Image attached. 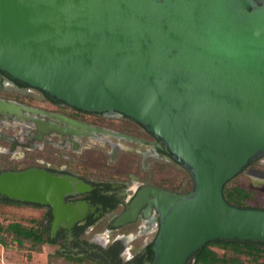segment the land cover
Instances as JSON below:
<instances>
[{
    "label": "water",
    "instance_id": "1",
    "mask_svg": "<svg viewBox=\"0 0 264 264\" xmlns=\"http://www.w3.org/2000/svg\"><path fill=\"white\" fill-rule=\"evenodd\" d=\"M0 69L80 109L145 126L189 172L185 193L145 187L159 216L150 264H187L216 239L264 242V209L224 185L264 155V0H0ZM246 172L264 179V171ZM67 181L0 174V194L77 210Z\"/></svg>",
    "mask_w": 264,
    "mask_h": 264
},
{
    "label": "flooded vegetation",
    "instance_id": "2",
    "mask_svg": "<svg viewBox=\"0 0 264 264\" xmlns=\"http://www.w3.org/2000/svg\"><path fill=\"white\" fill-rule=\"evenodd\" d=\"M0 158L9 163L0 174L35 170L67 181L64 203L78 216L68 227L61 222L52 230L49 205L2 194L0 199L45 208L41 223L52 240L47 243L76 262L150 264L159 216L148 200L136 207V194L149 186L189 191L157 179V168L182 164L141 123L116 111L69 105L1 69Z\"/></svg>",
    "mask_w": 264,
    "mask_h": 264
},
{
    "label": "rangeland",
    "instance_id": "3",
    "mask_svg": "<svg viewBox=\"0 0 264 264\" xmlns=\"http://www.w3.org/2000/svg\"><path fill=\"white\" fill-rule=\"evenodd\" d=\"M256 158L251 161L240 173L233 177L228 182L231 185H239L252 191L253 199L247 204L251 207H264V179L254 177L246 172L249 167L258 168L264 171V162H260ZM138 157L136 161H138ZM0 158V169L8 166L9 163ZM157 179L162 178V183L172 186L175 190H190L193 181L190 175L182 166L172 164L164 168H157ZM45 208H35L25 204H6L0 202V222L7 224L10 221H20L27 226H42V216ZM90 237L92 234L89 235ZM4 240L8 242L7 247L0 244V264H97L92 260L76 262L71 259L63 258L62 254L57 253V245L43 243L39 248H36L27 240H23L21 245H18L17 240H13L12 236L2 235ZM218 252L221 249L214 247ZM189 264V262L187 263Z\"/></svg>",
    "mask_w": 264,
    "mask_h": 264
},
{
    "label": "trees",
    "instance_id": "4",
    "mask_svg": "<svg viewBox=\"0 0 264 264\" xmlns=\"http://www.w3.org/2000/svg\"><path fill=\"white\" fill-rule=\"evenodd\" d=\"M223 195L233 205L251 207L247 204L253 199L251 190L227 182L223 187ZM0 202L13 203L5 198L0 199ZM2 235L12 236L18 245L27 240L36 248L45 242H52L47 230L42 226H27L20 221H10L7 224L0 222V244L7 247L8 242ZM214 247L222 252H218ZM189 264H264V242L238 239L209 241L190 258Z\"/></svg>",
    "mask_w": 264,
    "mask_h": 264
}]
</instances>
